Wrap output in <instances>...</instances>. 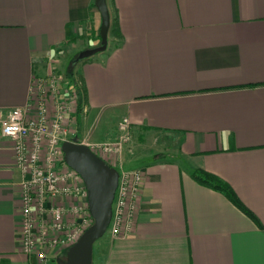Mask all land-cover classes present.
<instances>
[{"label": "crops", "instance_id": "crops-1", "mask_svg": "<svg viewBox=\"0 0 264 264\" xmlns=\"http://www.w3.org/2000/svg\"><path fill=\"white\" fill-rule=\"evenodd\" d=\"M107 6L106 50L70 62L99 47L95 0H0V110L25 107L34 79L75 62L79 143L132 123L121 162L144 163L132 168L143 173L137 213L118 236L109 226L92 264H264V0ZM194 170L227 183L262 228ZM21 178L0 132V264H36L20 248Z\"/></svg>", "mask_w": 264, "mask_h": 264}, {"label": "built area", "instance_id": "built-area-1", "mask_svg": "<svg viewBox=\"0 0 264 264\" xmlns=\"http://www.w3.org/2000/svg\"><path fill=\"white\" fill-rule=\"evenodd\" d=\"M77 108L76 90L69 84L63 87L50 72L34 79L25 107L0 110L1 137L12 144L14 166L22 176L20 248L38 264H47L50 249L68 250L93 224L84 183L65 164L62 152V144L74 138L69 124ZM131 130V121L123 118L115 141L86 145L109 167L121 168L109 225L115 236L134 220L143 185L142 171L122 168L120 157L132 139ZM59 200L68 201L67 208L60 207ZM66 212L72 214V223L66 222Z\"/></svg>", "mask_w": 264, "mask_h": 264}, {"label": "water", "instance_id": "water-1", "mask_svg": "<svg viewBox=\"0 0 264 264\" xmlns=\"http://www.w3.org/2000/svg\"><path fill=\"white\" fill-rule=\"evenodd\" d=\"M95 7L101 15V45L82 52L77 62L104 52L108 45L111 18L107 0H95ZM65 164L82 179L87 191L88 210L93 224L66 252V260L57 264H92L94 244L106 233L112 219V205L119 181V172L109 167L89 147L79 143L77 137L62 144Z\"/></svg>", "mask_w": 264, "mask_h": 264}, {"label": "rangeland", "instance_id": "rangeland-1", "mask_svg": "<svg viewBox=\"0 0 264 264\" xmlns=\"http://www.w3.org/2000/svg\"><path fill=\"white\" fill-rule=\"evenodd\" d=\"M78 57H79V55L78 56H74L73 58H71V60H70V62L71 61H74V60H77L78 59ZM60 60V59H62V57H60V58H57V60ZM69 63V62H68ZM60 65V64H59ZM50 72L51 73H53V74H55V75H57V77H58V79L60 80V83H62V85H63V87H65V86H67L68 84L69 85H71L70 83H72V84H74V82L75 81H73L74 79V77L72 76V78H71V73H72V71L69 69V67L68 66H63V65H61L60 67L58 66V63L57 64H53L52 66H49V71H48V74H47V76L50 74ZM46 76V77H47ZM46 77H44V78H46ZM77 112H78V108H77V111L74 113V114H72L71 115V119H72V123H70L69 124V126H70V128H71V130H72V134H73V136H75L76 135V130H77V123H78V117H77ZM70 119V120H71ZM86 134V133H85ZM83 135V133L81 132V134H80V136H82ZM118 135V134H117ZM116 135V136H117ZM72 136V135H71ZM80 138V137H79ZM117 138V137H116ZM81 139V138H80ZM132 140V139H131ZM113 141H115V139L114 140H111V141H105L104 143H110V142H113ZM131 142L132 141H130L129 143H128V145L124 148V151H123V153H122V155H121V157L120 158H122V156L124 155V153H125V150L126 149H129V148H131L133 151H134V149H133V146H132V144H131ZM103 143V142H102ZM147 146V145H146ZM142 152H147V149H145V150H142L141 151V153ZM145 154H147V153H145ZM122 163V162H121ZM144 163L143 162H138V163H136V164H134V165H131V166H129V167H125V168H127V169H129V168H131L130 170H132V168H141L142 167V165H143ZM124 168V167H123ZM116 170L118 171V172H120L121 171V168L120 167H117L116 168ZM123 170V169H122ZM59 203H60V205L57 203V205H59L60 207H63V208H67V206H68V201H62V200H59ZM56 204V203H55ZM65 220H66V222H68L69 223V221H70V223H72L73 222V217H72V214H70L69 212H66L65 213ZM109 230H110V227H108V229H107V231H106V233H105V235L104 236H107V234H108V232H109ZM51 237H52V235H51ZM51 237H49L48 239V241H51L50 239H51ZM99 241V240H98ZM97 241V242H98ZM96 242V243H97ZM95 243V244H96ZM94 244V245H95ZM48 248V247H47ZM48 250V249H47ZM46 250V251H47ZM66 252H67V250L66 249H64V248H62V247H56L55 249L53 248V249H50V250H48V253H47V264H57V261L58 260H60V261H64V260H66ZM35 258V257H34ZM36 260V259H35ZM36 264H38L37 263V261H36Z\"/></svg>", "mask_w": 264, "mask_h": 264}, {"label": "trees", "instance_id": "trees-1", "mask_svg": "<svg viewBox=\"0 0 264 264\" xmlns=\"http://www.w3.org/2000/svg\"><path fill=\"white\" fill-rule=\"evenodd\" d=\"M111 29V34L115 32L116 27L114 26V24L112 23V26L110 27ZM101 45V41L99 46ZM77 64V63H72L71 66L69 67V69L72 71L71 78L73 75V66ZM75 81V80H73ZM72 84V83H71ZM71 89L76 90L77 94H78V112L77 114H79L81 112V101L83 102V90L81 87L78 86V83L74 82V84H72ZM192 178L193 180L198 183L201 186H204L206 188H209L211 190H214L220 194H222L232 205H234L239 211H241L244 215H246L250 220H252L259 228H262L260 222L257 220V218L242 204V202L240 201V199L236 196V194L234 193V191L232 190V188L225 183L224 181H222L221 179H219L218 177L207 173L205 171L202 170H194L192 172Z\"/></svg>", "mask_w": 264, "mask_h": 264}]
</instances>
